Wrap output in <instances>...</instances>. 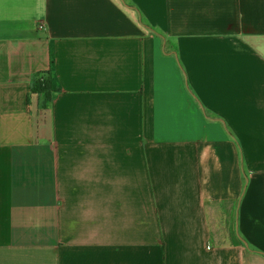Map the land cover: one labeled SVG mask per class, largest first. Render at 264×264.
<instances>
[{
    "label": "crops",
    "instance_id": "crops-1",
    "mask_svg": "<svg viewBox=\"0 0 264 264\" xmlns=\"http://www.w3.org/2000/svg\"><path fill=\"white\" fill-rule=\"evenodd\" d=\"M0 264H264V0H0Z\"/></svg>",
    "mask_w": 264,
    "mask_h": 264
},
{
    "label": "trees",
    "instance_id": "trees-1",
    "mask_svg": "<svg viewBox=\"0 0 264 264\" xmlns=\"http://www.w3.org/2000/svg\"><path fill=\"white\" fill-rule=\"evenodd\" d=\"M174 54L177 55V52ZM60 92L61 88L52 70L40 73L31 84V93L40 96L42 109L49 108Z\"/></svg>",
    "mask_w": 264,
    "mask_h": 264
},
{
    "label": "built area",
    "instance_id": "built-area-1",
    "mask_svg": "<svg viewBox=\"0 0 264 264\" xmlns=\"http://www.w3.org/2000/svg\"><path fill=\"white\" fill-rule=\"evenodd\" d=\"M44 27L41 25V29H43Z\"/></svg>",
    "mask_w": 264,
    "mask_h": 264
},
{
    "label": "rangeland",
    "instance_id": "rangeland-1",
    "mask_svg": "<svg viewBox=\"0 0 264 264\" xmlns=\"http://www.w3.org/2000/svg\"><path fill=\"white\" fill-rule=\"evenodd\" d=\"M263 249V248H262Z\"/></svg>",
    "mask_w": 264,
    "mask_h": 264
}]
</instances>
